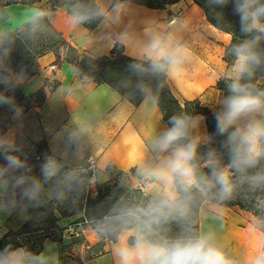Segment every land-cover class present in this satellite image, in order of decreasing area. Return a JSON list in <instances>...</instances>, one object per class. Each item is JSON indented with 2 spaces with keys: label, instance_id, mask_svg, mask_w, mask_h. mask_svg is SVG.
<instances>
[{
  "label": "clouds",
  "instance_id": "9594fccd",
  "mask_svg": "<svg viewBox=\"0 0 264 264\" xmlns=\"http://www.w3.org/2000/svg\"><path fill=\"white\" fill-rule=\"evenodd\" d=\"M207 3L212 9L231 5L240 34L230 47L233 63L226 74V94L211 110L215 128H207L204 115L182 114L169 118L167 126L151 136L152 155L139 164L138 186L125 184L124 192L106 209H98L94 220V235L114 241L116 264H241L218 242L216 231L205 229L201 221L209 214L220 219L227 202L264 191V0ZM123 12V6L109 11L75 0L67 23H117ZM49 17L48 11L36 10L24 21L27 33L35 37L45 31ZM214 18L217 25L232 28L222 11L214 12ZM126 41L122 35L118 42ZM14 43L10 34L0 33V106L22 127L23 108L14 92L26 74L11 63ZM189 59V50L176 37L152 33L127 71L135 78L136 90L154 102L159 81L178 76ZM64 139L75 144L79 135L68 132ZM24 146L23 137L0 134V214L15 212L27 218L30 208L50 201L75 203L90 188V178L79 166L66 168L55 147L45 155L39 175L34 174ZM257 206L264 213V200ZM249 233L259 243L243 264H264V214L253 218ZM0 264L54 262L43 252L9 243L0 249Z\"/></svg>",
  "mask_w": 264,
  "mask_h": 264
},
{
  "label": "crops",
  "instance_id": "0c3cea01",
  "mask_svg": "<svg viewBox=\"0 0 264 264\" xmlns=\"http://www.w3.org/2000/svg\"><path fill=\"white\" fill-rule=\"evenodd\" d=\"M4 1L0 8V16L3 17L0 19V33L7 35L21 29L24 21L36 10H46L52 0H32L29 3L25 0ZM56 1L59 6L49 12L48 19L79 52L97 57L108 54L115 44H119L125 55L134 58L152 33L171 34L189 50L190 55L180 74L167 78L175 97L180 102L198 100L201 106L212 110L223 96L216 83L220 78H226L231 70L233 62L228 63L225 59L231 36L211 25L193 0H179L164 9L95 0L109 11L123 6L124 12L117 23L102 19L91 32L82 25H68L67 18L75 0ZM122 35L127 37L126 43L118 42ZM37 62L36 73L19 88L24 96L41 89L43 102L33 106L31 125L28 121L23 122L22 127L12 124L3 133L23 137L24 151L34 174L39 175L45 155L51 154L55 147L66 168L79 166L83 172L87 158L95 159V185L105 182L109 177L107 169L113 167L138 186L136 173L139 164L152 155L149 139L167 126L155 101L144 97L138 105H133L107 84H97L80 76L75 66L63 61L62 57L57 64L52 52L40 56ZM68 132L78 133V143L69 145L65 142ZM41 141L44 144L42 158L37 154V144ZM26 215L27 218L15 212L0 214V236L22 226L30 218L29 211ZM253 218L250 212L225 206L220 219H212L209 214L201 223L205 229H214L218 242L243 264L250 250L259 243L258 238L250 237L249 233ZM89 232L95 240L93 230ZM113 245L107 244L104 254L81 264H116ZM41 252L54 264H60L57 243L44 242Z\"/></svg>",
  "mask_w": 264,
  "mask_h": 264
},
{
  "label": "trees",
  "instance_id": "16d2710c",
  "mask_svg": "<svg viewBox=\"0 0 264 264\" xmlns=\"http://www.w3.org/2000/svg\"><path fill=\"white\" fill-rule=\"evenodd\" d=\"M179 0H112V4H138L150 9H164L167 6L176 3ZM204 12L206 20L223 32H230L231 42L225 56L228 63L233 62V57L230 52L231 44L235 43L239 34V22L238 18L233 15L231 5L224 9H212L209 7L207 0H193ZM88 3L98 5L95 0H87ZM222 11L224 14V20L230 22L231 29H225L223 23L217 25V21L214 18V12ZM102 19L95 20L90 23L82 24V26L91 32L101 22ZM46 30L42 33H38L35 37L30 36L27 30L23 26L15 33H10L11 38L14 40V48H19L21 56L19 60L22 61V67L26 74V79L33 76L38 69V58L48 52H52L56 56V63H60L61 57L63 61L72 64L77 69L80 76L88 77L97 84H107L113 91L117 92L133 105H138L145 96H142L135 88V78L131 77L127 71V65L132 62L131 57L123 53L122 47L119 44H115L114 47L106 55L93 57L84 53L70 44L62 35L57 31L47 18L45 20ZM156 81L153 82L155 85ZM160 87L155 92V103L162 112L163 120L167 123L168 119L172 116L189 114L197 115L201 114L207 117V128L214 130L215 121L212 119L211 110L207 107L200 105L198 100L183 101L180 102L172 93L167 78L159 81ZM227 79L220 78L216 83V88L222 91L223 95L226 94ZM264 85V84H262ZM13 94V93H10ZM17 99L26 103L34 100V105H41L44 99V92L40 89L32 95L24 96L21 93L20 88H17L14 92ZM10 124H7L3 129H0V134H3ZM115 171L118 176H126L125 173L116 170L113 167L107 169L110 175ZM127 177V176H126ZM124 192V187L119 184L111 185L105 182L98 185L96 189V196L87 198L82 205H79L77 210L71 214L60 212L55 204V201H50L39 209H28L30 218L17 230H9L0 236V249L11 243L14 247L27 246L36 253H40L43 250L44 242L49 240L62 245V238L64 231L73 227L74 232L71 236L81 235L78 226H91L93 230V224L96 216L98 215V209L101 207L106 209L115 199H117ZM264 200V191H257L248 193L237 197L235 200L227 202V207H237L238 209L246 212H250L254 217L260 216L264 213L258 208V202ZM40 213H44L43 216ZM60 214L62 218L72 217L76 214H81L79 218L72 221L66 226L59 224ZM99 238V237H98ZM100 241L91 246L92 255L90 258L97 257L104 254V246L106 242H112L111 239L99 238ZM63 246V245H62ZM62 248V247H61ZM64 249V248H63ZM67 257H59L60 264H67ZM83 260V262H85ZM82 263V262H81ZM79 262V264H81Z\"/></svg>",
  "mask_w": 264,
  "mask_h": 264
},
{
  "label": "rangeland",
  "instance_id": "374dc122",
  "mask_svg": "<svg viewBox=\"0 0 264 264\" xmlns=\"http://www.w3.org/2000/svg\"><path fill=\"white\" fill-rule=\"evenodd\" d=\"M26 2H30L32 0H25ZM4 0H0V8L4 4ZM58 4L56 0H52L49 5L46 7V10L48 12L56 10L58 8ZM69 42V41H68ZM70 43V42H69ZM71 44V43H70ZM93 57H96L95 54H92ZM21 56V52L19 51V48H14L12 51L11 55V63L13 67H22V61L19 60V57ZM16 101L19 105L22 106L23 108V116H22V123L28 121V125H31V120L34 119V115L32 114L33 111V106H34V100H31V102L26 103L22 100H19L16 98ZM7 124H18L16 121L13 120L12 118V113L4 106H0V129H3ZM9 126V127H10ZM8 127V128H9ZM37 154H40V157H43V150H44V144L43 142H39L37 144ZM35 161H37V158H34ZM32 159V161H33ZM39 161V160H38ZM112 173L109 175L108 179L105 182L110 183L111 185L113 184H119L122 187H124L125 184H127L129 187L133 186V184L130 182L129 178L126 176H118L116 175L115 171H111ZM84 173V171H83ZM105 182L98 183L96 185H91L90 188L75 202L72 203L71 201L66 202L64 204H56L60 212H64L67 215L75 212L78 208L79 205H82L84 201L89 198V197H95L96 196V189L98 185H101ZM142 192V190H141ZM59 217V224L62 226H66L70 224L72 221L76 220L81 216V214H76L72 217H67V218H62L59 213H57ZM71 230L67 228L66 230L69 231H64L63 238H62V245L58 244L59 247V255L63 257H67L66 261L67 264H79V262H83V260L86 259V261H89L93 258H90L92 253L91 246L94 245L95 243L99 242L100 239L96 236L95 240L90 236L89 230L91 229V226H81L79 225V231H81V235H74L71 236L70 234L74 232L73 227L71 226ZM90 236V237H89ZM49 240H46L47 242ZM56 243V242H55ZM112 243V242H106L104 246V251L106 252L107 250V244ZM62 247V248H61ZM64 248V249H63ZM104 252V253H105ZM98 257V256H97ZM96 258V257H94Z\"/></svg>",
  "mask_w": 264,
  "mask_h": 264
},
{
  "label": "built area",
  "instance_id": "2783aa9c",
  "mask_svg": "<svg viewBox=\"0 0 264 264\" xmlns=\"http://www.w3.org/2000/svg\"><path fill=\"white\" fill-rule=\"evenodd\" d=\"M83 171L87 175V177L90 178L91 185H95V183H96V171H97L95 159H93L91 157L87 158L86 166L83 168ZM71 229L72 228L69 227V230H71ZM69 230H65V231H69Z\"/></svg>",
  "mask_w": 264,
  "mask_h": 264
}]
</instances>
